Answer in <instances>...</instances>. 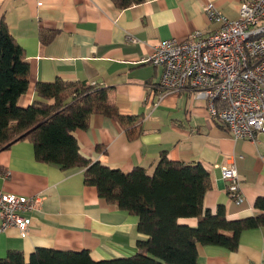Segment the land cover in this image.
Returning a JSON list of instances; mask_svg holds the SVG:
<instances>
[{"label": "crops", "instance_id": "0c3cea01", "mask_svg": "<svg viewBox=\"0 0 264 264\" xmlns=\"http://www.w3.org/2000/svg\"><path fill=\"white\" fill-rule=\"evenodd\" d=\"M209 1L234 19L245 0H132L125 7L114 0H0V20L29 61V88L21 106L49 102L38 95L37 84L59 78L110 87L120 114L137 117L134 127L141 132L130 138L115 119L92 114L87 128L73 131L81 154L123 171L142 166L150 175L163 153L184 164L201 163L213 180L205 208L216 213L223 205L229 219H242L257 213L255 200L264 196V133L254 140L235 139L211 118L205 100L194 99L189 90L160 89L163 67L140 62L160 40L184 39L196 29L211 33L217 24L204 13ZM42 29L55 31L47 44L41 42ZM233 162L242 204L231 197L223 178L222 165ZM0 190L44 196L40 208L28 213L27 232L0 230V259L21 250L28 261L37 247L89 250L94 260L129 257L138 250L137 240L147 238L137 229V215L107 203L84 182V168L64 170L38 161L29 139L0 151ZM179 223L196 226L198 221L182 217ZM198 257L202 264H264V226L244 230L235 251L199 244Z\"/></svg>", "mask_w": 264, "mask_h": 264}, {"label": "trees", "instance_id": "16d2710c", "mask_svg": "<svg viewBox=\"0 0 264 264\" xmlns=\"http://www.w3.org/2000/svg\"><path fill=\"white\" fill-rule=\"evenodd\" d=\"M114 1L125 7L132 0ZM54 35L55 31L42 29L41 42L47 44ZM29 72L24 48L7 23L0 20V151L29 139L38 161L55 163L64 170L84 168V182L94 185L107 203L137 215V229L147 238L137 240L138 250L129 257L94 260L89 250L37 247L28 261L21 250H10L0 264H202L198 259L199 244L235 251L244 230L264 226V196L256 198L257 213L247 218L229 219L223 205L216 213L205 208V195L213 180L201 163L184 164L163 153L150 175L142 166L123 171L87 159L73 131L87 128L92 114L115 119L130 138L141 132L134 127L137 117L120 114L110 87L60 78L37 84L38 95L49 102L21 106L19 100L29 88ZM182 217H195L198 223L180 224Z\"/></svg>", "mask_w": 264, "mask_h": 264}, {"label": "built area", "instance_id": "2783aa9c", "mask_svg": "<svg viewBox=\"0 0 264 264\" xmlns=\"http://www.w3.org/2000/svg\"><path fill=\"white\" fill-rule=\"evenodd\" d=\"M217 24L211 33L194 30L184 39L168 38L140 62L162 66V90H189L207 103L211 118L226 125L235 139L254 140L264 133V0H245L239 16L230 18L214 2L203 7ZM130 41L138 42L128 35ZM223 178L237 204L244 201L236 164L222 165ZM44 196H19L0 190V230L27 232L28 213L39 209Z\"/></svg>", "mask_w": 264, "mask_h": 264}]
</instances>
